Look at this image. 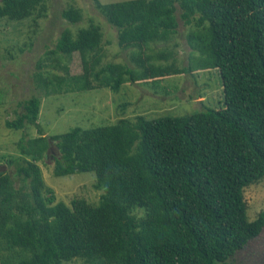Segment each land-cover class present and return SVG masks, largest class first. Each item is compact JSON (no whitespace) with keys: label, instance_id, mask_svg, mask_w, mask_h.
Wrapping results in <instances>:
<instances>
[{"label":"trees","instance_id":"16d2710c","mask_svg":"<svg viewBox=\"0 0 264 264\" xmlns=\"http://www.w3.org/2000/svg\"><path fill=\"white\" fill-rule=\"evenodd\" d=\"M96 6L117 29L135 66L103 62L102 29L65 28L36 59L33 78L46 94L151 83L195 69L218 70L223 106L134 119L45 135L41 99L32 95L5 126L33 125L0 170V264H62L79 257L101 264H226L264 227L250 219L248 188L264 179V0H121ZM45 0H1L0 19L43 13ZM81 20L80 8L62 12ZM179 19L199 54L190 66L156 63L151 44L167 41ZM138 50L139 53L135 54ZM78 52L81 72L70 73ZM160 55V54H159ZM162 55V54H161ZM48 60V62H45ZM60 67L59 73L43 67ZM50 140L54 175L95 173L98 203L56 200L39 161Z\"/></svg>","mask_w":264,"mask_h":264},{"label":"rangeland","instance_id":"374dc122","mask_svg":"<svg viewBox=\"0 0 264 264\" xmlns=\"http://www.w3.org/2000/svg\"><path fill=\"white\" fill-rule=\"evenodd\" d=\"M98 1L107 3L121 0ZM71 5L80 8L81 20L70 22L63 16V10ZM90 22L102 29L103 62H123L135 66L131 59L133 49L119 46L117 29L98 9L96 0H45V9L41 14L36 12L18 21L0 19V170L14 173V166L6 159L18 154L16 142L21 137L38 135L33 125L21 129L5 126V121L15 118L23 109L22 102L32 95L41 99L38 121L45 135L64 133L75 126L86 128L111 124L121 117L134 119L139 114L155 118L223 106V85L215 68L173 74L151 83L127 82L117 91L99 87L44 93L33 78L36 59L55 46L63 29L76 31ZM190 30L191 26L179 19L175 34L167 41L152 43L155 62L165 64L174 61L180 67L192 65L194 56L199 53L193 50L187 40ZM137 53L138 50L135 51ZM81 68L80 56L75 52L69 62V71L80 73ZM43 69L59 73L64 71L54 66ZM57 156L59 153L55 141L50 140L49 151L38 162L44 181L53 189L56 200L69 204L72 198L83 197L91 203H98L103 189L95 186V173L83 171L54 175L52 166ZM247 195V215L252 219L264 210V179L251 185ZM62 264L96 263L76 257ZM97 264L101 263L97 261ZM226 264H264V227L236 251Z\"/></svg>","mask_w":264,"mask_h":264},{"label":"flooded vegetation","instance_id":"af4514ba","mask_svg":"<svg viewBox=\"0 0 264 264\" xmlns=\"http://www.w3.org/2000/svg\"><path fill=\"white\" fill-rule=\"evenodd\" d=\"M49 151V148H48V150H47V152Z\"/></svg>","mask_w":264,"mask_h":264}]
</instances>
